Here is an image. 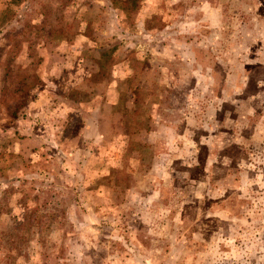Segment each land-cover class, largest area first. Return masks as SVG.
I'll return each instance as SVG.
<instances>
[{
    "label": "rangeland",
    "instance_id": "rangeland-1",
    "mask_svg": "<svg viewBox=\"0 0 264 264\" xmlns=\"http://www.w3.org/2000/svg\"><path fill=\"white\" fill-rule=\"evenodd\" d=\"M119 1L0 0V264H264V0Z\"/></svg>",
    "mask_w": 264,
    "mask_h": 264
},
{
    "label": "trees",
    "instance_id": "trees-1",
    "mask_svg": "<svg viewBox=\"0 0 264 264\" xmlns=\"http://www.w3.org/2000/svg\"><path fill=\"white\" fill-rule=\"evenodd\" d=\"M129 1H130V4H129ZM111 2L115 4V2H120V1L119 0H111ZM122 3H123L122 7L132 8L133 4H134V0H123Z\"/></svg>",
    "mask_w": 264,
    "mask_h": 264
}]
</instances>
